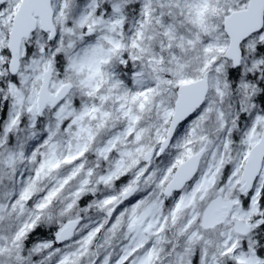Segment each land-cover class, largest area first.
I'll use <instances>...</instances> for the list:
<instances>
[{
	"label": "snow or ice",
	"instance_id": "obj_1",
	"mask_svg": "<svg viewBox=\"0 0 264 264\" xmlns=\"http://www.w3.org/2000/svg\"><path fill=\"white\" fill-rule=\"evenodd\" d=\"M0 264H264V0H0Z\"/></svg>",
	"mask_w": 264,
	"mask_h": 264
}]
</instances>
